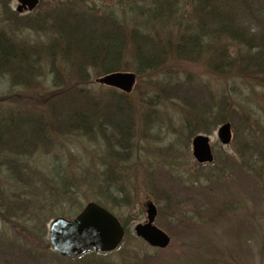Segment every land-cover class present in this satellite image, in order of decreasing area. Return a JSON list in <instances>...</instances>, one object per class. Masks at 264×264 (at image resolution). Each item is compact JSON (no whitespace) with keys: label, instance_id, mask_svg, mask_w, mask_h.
Listing matches in <instances>:
<instances>
[{"label":"rangeland","instance_id":"rangeland-1","mask_svg":"<svg viewBox=\"0 0 264 264\" xmlns=\"http://www.w3.org/2000/svg\"><path fill=\"white\" fill-rule=\"evenodd\" d=\"M175 1L170 20L157 24L153 19L157 0H38L33 10L20 13L15 8L16 0H0V34L14 41L18 51L26 55L18 69H0V120L10 115L20 121L32 117L51 121V112L45 105L53 98L52 93L61 96L64 91L66 95L89 91L96 100L105 98V101L118 91L126 94L124 102L129 105L124 118L129 121V130L122 148L108 118L101 121L99 131L95 124H90L94 135L56 132L54 127L50 128L56 136V145L43 153L52 156L51 164L58 163L59 170H65L69 181L80 184V189L74 199H63L58 204L52 193L46 198L40 221L47 220V241L48 225L53 218L50 214L68 217L75 206L84 205L93 196L97 198L99 194L92 191L97 190V184H102L99 181L107 169L110 179H117L121 190L115 191L116 200H107L106 204L127 226L120 248L108 258L110 264H264V160L257 161L260 158L252 147L248 148L250 154L245 153L251 135L264 130V85L239 73H223L214 69L210 61L221 45L240 61L244 58L246 49L242 45L247 47L246 42L223 39L215 49L203 48L191 58L176 55L165 45L161 61L149 72L131 70L133 47L130 43L123 61L130 63L131 69L124 72H133L135 80L126 93L101 83L98 79L102 76L90 69L88 63L81 67L79 63L70 64L69 53L64 55L65 50L58 47L64 44L54 40L56 32L51 30L52 16L60 9L65 14L68 7L79 4L97 22L108 14L118 20L126 18L131 20L130 28L144 30L154 39L155 36L164 38L163 43L172 39L176 43L178 35L173 37L178 24L174 20L180 18L182 28L187 27L194 4L192 0ZM239 1L245 5L244 8L239 3L245 25L261 33L258 36L263 35L264 28L260 30L258 26L261 22L264 24V0ZM149 15V21H145ZM189 87L192 94L187 92ZM203 106L210 112H216L218 107L229 123L242 125L243 121L247 126L230 143L224 142L217 132L221 126L216 122L219 117L206 115ZM240 108L246 111L248 120H243L235 110ZM194 110L198 115L202 110L210 132L192 130ZM107 111V117L112 119L111 108ZM16 128L28 129L22 122ZM198 133L210 137L213 151L210 164L198 163L192 156L191 139ZM241 141H244V150L239 145ZM35 156L36 153L27 154L16 167L17 174L19 169L23 171L24 185H27L24 175L28 182L35 177L33 166L39 171L38 177L45 178L43 172L48 168L49 159L44 157V161L41 158L34 162ZM7 169L11 167L0 154V185L12 191L19 189L3 174ZM85 176L89 177L86 185ZM148 199L157 208L154 224L170 237L165 248L150 247L133 234L134 225L145 219L144 203ZM54 205L56 211L47 212ZM11 214L1 208L4 217L0 216V232L7 228L9 238H13L12 232L16 230L12 227L14 221L5 222ZM40 235L33 242L43 247L45 236ZM49 249L52 251L50 244Z\"/></svg>","mask_w":264,"mask_h":264},{"label":"trees","instance_id":"trees-1","mask_svg":"<svg viewBox=\"0 0 264 264\" xmlns=\"http://www.w3.org/2000/svg\"><path fill=\"white\" fill-rule=\"evenodd\" d=\"M192 1L194 4L193 17L187 22V27L182 28L183 24L180 18L174 20L178 24V28L175 30L176 34L173 37L175 39L178 35L176 39L178 42L176 43L173 39L163 43L164 38L155 36V40L154 37L152 38L146 32L144 33V30L130 28L129 22L131 20L126 18L125 20H118L108 14L107 18L102 17V20H98L100 23L98 24L87 9L82 11L79 8V4H77L78 7L72 6L70 9L68 7L65 14L61 12L62 9L57 14L55 13L56 15L52 16L53 26L51 30L56 32L54 40L64 44L63 47H58L65 50L64 55L67 56L66 53H69L70 56H67V58L70 59V64L79 63L81 67L88 63L89 68L100 76L131 69L130 63L127 65L123 61V56L129 49L130 46L128 45H131L130 43L133 47L130 53L132 56L131 70L149 72L155 70L158 62L161 61L165 45L173 50L176 55L191 58L200 53L203 48L215 49L216 44L223 39L235 40L238 43L246 42L247 47L242 45L246 50L244 58H239L240 61H238V57L236 58L227 53L225 46L221 45L215 53L213 52V57L210 59L211 65L214 69H219L223 73H234L235 75L239 73L247 79H257L264 85V34L258 36L261 33L255 32L250 26L245 25L239 11L240 1L229 0L228 3H225L224 0H215V3L212 0ZM175 3V0L173 2L172 0H157L156 12L153 18L157 21V24L170 20L172 14H174ZM242 6L245 8V5ZM140 13L142 14V12ZM248 14L250 13L248 12ZM149 17L151 16H147L145 21H149ZM258 27L262 30L264 24L261 22ZM25 56L24 53L18 51L14 41L8 40L0 34V69H18L23 65L22 62L25 61ZM65 92L61 96L52 93L53 98L48 100L45 105L51 112V121L48 119L41 120L39 117L20 121L14 120L10 115L9 118H4L3 121L0 120V154L6 161V165L11 167L3 174L8 175L11 182L19 188L12 191L0 185V216L4 217L1 215V208L10 211V213L12 212L5 222L12 223L14 221L12 227L16 228L12 232L13 238L7 237L9 236L7 228L0 232V264H110L108 258L117 253L83 252L80 256L65 258L50 251L49 244H47L45 228L47 220L45 222L40 221L43 212H45L46 198L52 193L55 196V203L58 204L63 199H74L80 189V184L78 185L75 182L73 184L69 181L70 179L66 177L65 170H59L58 163L51 164L50 159L52 156L47 157L43 153L44 150L47 152L56 145V136L53 135L50 128L54 127L56 132L63 130L67 131L66 133L74 132L81 135L92 133L94 135L95 130H91L92 126L90 124H95V128L99 131L102 127L101 121H106L108 118L109 123L111 122L110 125L117 131V141H119L118 146L120 148L126 145L124 141L129 130V121L124 118L127 115V105H129L128 102H124L125 93L122 94L118 91L117 94H112L108 101H105V98L96 100L89 94V91L81 92L78 95H66ZM187 92L192 94L190 87ZM202 97L201 95L200 98ZM108 108H111L112 119L107 117L109 116ZM235 110L240 112L243 120H248V114L243 108ZM201 111L199 112L200 117L198 112L193 111L195 125L192 130L208 133L211 128L202 117ZM203 111L206 115L213 114V117H219L216 122L220 125L228 123L230 128L232 127L234 133L231 129L229 143L236 138L239 131H242L241 128L247 126V123L243 121L242 125L240 123L238 125L237 123H229L226 121L227 118L224 117V112H221L218 107L215 110L216 112H210L207 108L204 109L203 106ZM200 121H204V123H200ZM18 122L24 123L28 129L23 131L16 128ZM190 133L194 134L195 132ZM240 144L243 146L242 150H244V141H241ZM249 147L257 152L260 158L257 161L262 163V160H264V130L261 134L251 135L249 143L245 147L246 154H250ZM35 153L34 162L40 161L41 158V161H44V157L49 159L46 164L48 168L43 172L46 173L45 178H39V171L33 166L34 175L38 178L33 177L28 182L29 179L24 175L27 184L24 185L21 182L23 171L19 169L20 172L17 174L16 167L18 163L25 160L27 154L33 155ZM88 172L85 175H88ZM103 175V180L99 181L102 184H97V190L92 191L99 195L97 198L93 196L90 199L110 210L106 201L116 200L118 195L115 191L121 190V187L118 185L117 179H110L107 169L103 170ZM88 178V176L83 178L85 185ZM22 190L26 191L23 192ZM55 207L56 205L51 210L48 209L47 212L53 213L56 211ZM82 207L81 203L75 206L76 209L72 211V214H68V217L75 216ZM50 215L56 217L61 216V213ZM118 220H120L119 217ZM16 221H21V223L18 224ZM120 222L125 234H127L126 223L122 220ZM40 233L45 236L43 247H39L33 242V239L42 237ZM119 248L120 246L117 249Z\"/></svg>","mask_w":264,"mask_h":264},{"label":"water","instance_id":"water-1","mask_svg":"<svg viewBox=\"0 0 264 264\" xmlns=\"http://www.w3.org/2000/svg\"><path fill=\"white\" fill-rule=\"evenodd\" d=\"M16 11L33 10L38 0H16ZM101 83L129 92L135 80L132 72H111L98 79ZM220 139L228 142L231 138L229 124L221 125L217 131ZM210 137L198 133L191 139V152L198 163L213 160ZM151 200L144 203L145 219L133 227V234L150 247L165 248L170 237L154 224L157 209ZM118 218L100 204L89 201L73 218L57 216L48 225V241L53 252L59 256L73 258L83 252L108 253L115 250L124 238Z\"/></svg>","mask_w":264,"mask_h":264}]
</instances>
